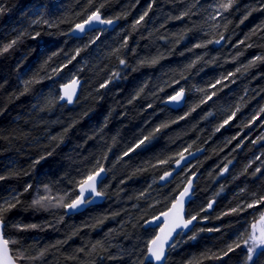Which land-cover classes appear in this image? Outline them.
Segmentation results:
<instances>
[{"label":"trees","instance_id":"obj_1","mask_svg":"<svg viewBox=\"0 0 264 264\" xmlns=\"http://www.w3.org/2000/svg\"><path fill=\"white\" fill-rule=\"evenodd\" d=\"M221 2L0 0V51L17 40L0 54V200L18 194L5 234L17 241L14 251L44 253L30 264H150L157 229L146 222L166 212L196 173L188 216L198 222L177 237L166 264H243L242 248L211 257L264 209L232 212L264 192V60L252 63L264 56V0H235L228 11ZM96 9L118 21L114 30L70 36ZM75 78L83 84L69 107L60 87ZM181 88L186 103L175 111L166 102ZM199 149L202 156L159 186L180 153ZM101 165L102 204L71 216L33 204L37 190L70 202ZM29 225L36 227H18Z\"/></svg>","mask_w":264,"mask_h":264},{"label":"snow or ice","instance_id":"obj_2","mask_svg":"<svg viewBox=\"0 0 264 264\" xmlns=\"http://www.w3.org/2000/svg\"><path fill=\"white\" fill-rule=\"evenodd\" d=\"M235 0H222L219 4V8L223 11H228L233 7ZM102 7V5H101ZM255 10V9H253ZM6 11L5 8L0 7V14H3ZM251 13H249L250 15ZM144 15H147L145 13ZM144 19V16H141L139 20L136 21L137 24L140 23ZM247 19V16L245 17ZM34 23H39L40 21H33ZM47 23V21H45ZM114 21L111 19H102L99 9H96L91 14L87 16V18L82 22L75 25L74 31L76 32H85L87 30H92V27L96 24H113ZM243 23V21H241ZM264 30V29H262ZM255 34V33H254ZM37 35H39L37 33ZM96 39H99L97 37ZM223 39V37H221ZM220 41H216L219 43ZM17 43L16 39H13L10 43L4 45L2 47L3 52H8L15 44ZM243 43V41H242ZM203 45H197V47H201ZM251 47V45H249ZM79 55V50L76 53ZM264 60V56H257L255 60L252 61L254 64L256 61ZM70 62V61H69ZM156 61L153 60L152 63ZM121 64H124V60H120ZM58 71V70H54ZM240 71V69H237ZM118 75V74H117ZM231 75V74H230ZM227 79V77H225ZM38 82V81H36ZM220 81H217L219 83ZM33 81H27L26 84H31ZM78 84L77 80L72 81L71 91H69V85L64 86V95L60 96V100H66L67 103H72L73 96L75 94V86ZM201 91H203L201 89ZM215 95L212 93L211 95H207L204 100H201V103L206 102L207 99H211V96ZM184 99V90L181 88L179 91L169 97L171 102L179 104ZM51 103V101H49ZM194 110V109H193ZM239 109H237L238 111ZM261 112H264V108L260 109ZM235 115V112L232 113ZM228 121L225 120L224 123ZM223 125H221L222 127ZM161 127H166V125H161ZM219 130V129H217ZM159 131V129H156ZM150 136H145L135 145L136 148H139L141 145L145 144L146 141L150 140ZM261 139H264L262 137ZM135 149H130L129 151H134ZM187 151V149H185ZM125 156L128 155V152L124 153ZM192 155V153H189ZM180 159L175 161L176 165L179 167L180 162L186 160V157L183 153L179 154ZM39 161H37L38 163ZM161 163H165V161H161ZM224 172H227V167L224 168ZM105 172L104 167L101 165L95 171L87 175L79 184V192L75 199H72L70 202H64V197L54 198L50 194H40L39 190H37V196L33 200V204L40 207H53V206H62L67 209H76L82 204L91 202V200L95 199V197H101L104 195L102 191L97 190V182L98 179L102 180V173ZM260 172V169L257 168L254 170V173ZM169 176H171L170 172H166L161 179L166 180ZM6 179L4 176H0V180ZM191 181L188 182V185L183 188L182 191L179 192L178 198H173L174 202L171 204V207L168 211L162 213L163 219L160 216H157L153 219V221H147L146 223H156V227H159V234L155 236L154 239L149 241V246L147 248V256L146 260L152 264L153 261L156 264H166V249H172L176 246V240L173 238V234L181 235L183 230L189 229L190 225H193V222L197 220L196 215H191L187 219L184 216V203L185 198L189 196L191 190ZM32 186L28 185L25 188V191H28ZM242 191H244L242 189ZM49 189L45 188V193H48ZM88 194L89 199H85V194ZM252 197L250 202L242 204L236 208L232 209V212H242L248 209L257 208L259 205H264V192H260L259 194L256 192L250 193ZM19 203L18 194L9 197L8 199L0 200V264H30V262L34 260L40 259L44 253L41 252L37 256H33L31 254H26L23 250H13L10 247L11 245H15L17 241L11 240L9 236H7L6 230L8 228V224L5 220V214L10 211L12 208L16 207V204ZM211 208V204L208 205ZM160 224H163V227H160ZM18 227H36V225L29 226H18ZM180 230V231H178ZM190 231H194V229H189ZM203 229H201L202 231ZM246 234H242L238 236L233 243L229 244L226 249L222 250L220 254H213L211 258L214 259H222L223 257L229 256V253L234 252L236 249H241L243 251V264H264V209L259 210V215L255 216L254 219L250 222L249 228L245 230ZM196 235H189L188 239L195 240ZM100 245L98 241L96 245L92 246V250L95 251L97 246ZM80 252H83L84 249H79ZM188 264H194L193 260H189ZM196 264H202L201 261L196 262Z\"/></svg>","mask_w":264,"mask_h":264},{"label":"water","instance_id":"obj_3","mask_svg":"<svg viewBox=\"0 0 264 264\" xmlns=\"http://www.w3.org/2000/svg\"><path fill=\"white\" fill-rule=\"evenodd\" d=\"M101 15V14H100ZM101 18L102 19H105L102 15H101ZM114 23L113 24H96L92 27V30H87L83 33L81 32H76L74 31L75 27L73 28V30L70 32V36L76 38V39H82L84 38L87 34L91 33V32H94V31H99V30H108V31H112L114 30V28L118 25V21L116 20H113ZM74 80V79H73ZM71 80L70 82L62 85L60 87V96L64 95V86L65 85H69V91H71V85H72V81ZM75 80L78 81V84L75 86V94L73 96V101L72 103H67L66 100H60V102L62 104H67L69 107H72L78 100L79 96H80V93H81V88H82V84H83V81L79 78H75ZM186 99H187V95L185 94L184 92V99L179 103H174V102H171L170 100H167L166 102V106L169 107L170 109L172 110H175V111H178V110H181L184 108L185 106V103H186ZM189 153H192V155H189ZM189 153H185L183 154L185 157H186V160L184 161H181L180 162V165L179 167L176 165V163L174 162L173 165H172V169L168 172L171 173V176H169L166 180H162L161 178L159 179L158 181V184L159 186H166L167 184H169L170 182H172L174 180V178L179 175L183 170H185L186 168L190 167L200 156L203 155L204 153V149H199V150H196V151H192V152H189ZM180 157H178L176 159L179 160ZM102 175V180L98 179V182H97V190L100 191V187L103 183V181L106 179L107 177V172L105 171L104 173L101 174ZM164 175V174H163ZM162 175V176H163ZM198 173H196L195 175H193L189 181H191V190H190V194L188 197L185 198V203H184V216H185V219H187L189 216H188V207H189V204L191 203V201L193 200L194 198V192H195V183H196V180L198 178ZM161 176V177H162ZM188 181V182H189ZM188 182L186 183L185 187L188 185ZM78 192H79V187H78ZM178 198V196H177ZM85 199H89V196L88 194L86 193L85 194ZM105 196H101V197H95V199L91 200V202H88V203H85V204H82L81 206H79L78 208L76 209H67L65 208V212L68 216H71V215H76V214H80L82 212H84L85 210H87L89 207H92V206H96V205H99V204H102L104 201H105ZM211 204V208L208 207V211L209 212H212L214 210V206H215V201H211L210 202ZM168 211V210H167ZM161 217V219H163L162 217V214L158 215ZM154 219V218H153ZM153 219L149 220V221H153ZM198 222V219L196 221L193 222V225H190L189 226V229H193L196 224ZM156 223H159V221H157ZM156 223H147V226L148 227H151V228H154V229H157V234H159V227H156ZM160 227H163V224H160ZM189 229H185L183 230V233L181 235H188L190 234L192 231H190ZM180 231V230H178ZM156 234V235H157ZM180 236V235H176L175 233L173 234V238L176 240L177 237ZM170 249H166V260H167V256H168V252H169ZM148 261V260H147ZM153 264H156L155 261L152 262Z\"/></svg>","mask_w":264,"mask_h":264},{"label":"rangeland","instance_id":"obj_4","mask_svg":"<svg viewBox=\"0 0 264 264\" xmlns=\"http://www.w3.org/2000/svg\"><path fill=\"white\" fill-rule=\"evenodd\" d=\"M191 177H192V176H191ZM191 177H190V178H191Z\"/></svg>","mask_w":264,"mask_h":264}]
</instances>
